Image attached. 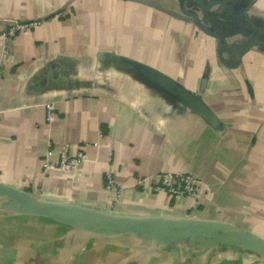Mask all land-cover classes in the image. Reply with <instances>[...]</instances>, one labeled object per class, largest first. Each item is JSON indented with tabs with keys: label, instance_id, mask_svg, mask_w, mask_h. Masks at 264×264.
Segmentation results:
<instances>
[{
	"label": "crops",
	"instance_id": "obj_1",
	"mask_svg": "<svg viewBox=\"0 0 264 264\" xmlns=\"http://www.w3.org/2000/svg\"><path fill=\"white\" fill-rule=\"evenodd\" d=\"M13 20L37 24L4 37ZM118 56L197 93L218 121L149 84ZM0 61L1 181L116 216L220 222L264 238V0H0ZM67 144L73 153L84 149L87 160L46 171L48 149L57 159ZM167 171L198 178L196 195L137 184ZM110 173L118 189L106 187ZM105 238L131 252L141 239ZM145 244L152 253L171 251L169 264H264L241 248Z\"/></svg>",
	"mask_w": 264,
	"mask_h": 264
},
{
	"label": "water",
	"instance_id": "obj_2",
	"mask_svg": "<svg viewBox=\"0 0 264 264\" xmlns=\"http://www.w3.org/2000/svg\"><path fill=\"white\" fill-rule=\"evenodd\" d=\"M190 16L197 21L205 32L217 36L224 42L225 46L228 45L224 37L208 30L197 13H191ZM255 43L254 41L248 42L241 50L240 58ZM220 57H222V53ZM117 60L122 62L124 66L132 68L149 84L166 91L213 122L218 121L216 115L200 95L187 89L172 77L139 60L125 56H118ZM0 199L4 202L1 205L2 208L16 216L60 221L100 237L134 234L141 238L140 240L150 237L155 244L188 242L191 245L201 243L207 247L241 248L264 258V238L240 227L223 225L220 222L193 220L182 222L168 218L121 217L100 210L37 198L1 180Z\"/></svg>",
	"mask_w": 264,
	"mask_h": 264
},
{
	"label": "rangeland",
	"instance_id": "obj_3",
	"mask_svg": "<svg viewBox=\"0 0 264 264\" xmlns=\"http://www.w3.org/2000/svg\"><path fill=\"white\" fill-rule=\"evenodd\" d=\"M3 204L0 199V264L172 263L168 258L172 255L171 251L154 247L152 253L153 248L145 246V243L153 242L150 237L138 239L137 250H129V253L127 249L120 250L123 247L120 240L116 243L121 246L116 249L111 244V238L93 235L60 221L16 216L2 208ZM146 248L150 249L149 254H146ZM113 256L117 259L116 263L109 259ZM132 259L134 262L128 263Z\"/></svg>",
	"mask_w": 264,
	"mask_h": 264
},
{
	"label": "built area",
	"instance_id": "obj_4",
	"mask_svg": "<svg viewBox=\"0 0 264 264\" xmlns=\"http://www.w3.org/2000/svg\"><path fill=\"white\" fill-rule=\"evenodd\" d=\"M37 24V20H13L10 26L2 32L4 37L16 34L18 31L27 30ZM1 69V61H0ZM55 105L48 103L47 117L49 121L55 119ZM98 144V143H95ZM88 156L84 149H79L77 152H71L70 146L65 145L57 159H54V149L50 147L47 151L44 161V168L46 171L52 169H59L69 171L80 162L87 160ZM149 181L151 187L156 192H165L169 195L176 197H189L194 196L198 192L201 181L193 174L184 171H167L159 172L153 176L140 177L137 184L142 186L145 182ZM118 182L115 177L110 173L107 176L108 189H118Z\"/></svg>",
	"mask_w": 264,
	"mask_h": 264
}]
</instances>
